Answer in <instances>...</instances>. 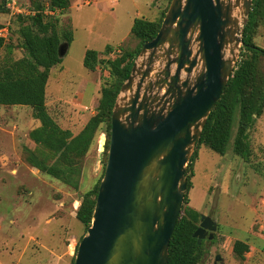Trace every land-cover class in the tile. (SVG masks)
<instances>
[{
	"label": "rangeland",
	"instance_id": "374dc122",
	"mask_svg": "<svg viewBox=\"0 0 264 264\" xmlns=\"http://www.w3.org/2000/svg\"><path fill=\"white\" fill-rule=\"evenodd\" d=\"M34 1L48 2L23 0V5L33 7ZM4 2L0 0V8ZM166 6V0H69L57 26L69 30L72 41L62 62L51 69L45 89L46 107L56 123L69 108L85 117L95 114L108 70L105 64L87 71L85 52L96 51L106 61L120 49H134L138 41L130 33L133 20L157 21ZM23 23L3 5L0 29H7L6 42L12 51L8 54L0 48V62L25 55L18 36ZM253 43L264 50V24L256 30ZM108 46L113 49L110 54L105 52ZM261 66L264 72V61ZM38 126L29 107L0 106V264H72L77 245L86 235L75 213L82 195L102 177L107 143L106 138L100 147L102 136L106 137L102 130L79 163V187L74 190L26 161L25 149L40 150L28 137ZM231 143L224 156L201 146L191 165L194 176L187 192L188 207L211 217L217 227L212 240L202 241L205 254L199 264H214L217 255L224 264H264V114L249 131L252 155L248 161L232 152ZM235 241L249 247L243 261L232 253Z\"/></svg>",
	"mask_w": 264,
	"mask_h": 264
},
{
	"label": "water",
	"instance_id": "95a60500",
	"mask_svg": "<svg viewBox=\"0 0 264 264\" xmlns=\"http://www.w3.org/2000/svg\"><path fill=\"white\" fill-rule=\"evenodd\" d=\"M252 3L170 1L116 97L91 224L73 264H167L186 169L239 62ZM67 47L59 45V58ZM216 229L200 215L193 238L200 245ZM216 263L224 264L219 255Z\"/></svg>",
	"mask_w": 264,
	"mask_h": 264
},
{
	"label": "trees",
	"instance_id": "16d2710c",
	"mask_svg": "<svg viewBox=\"0 0 264 264\" xmlns=\"http://www.w3.org/2000/svg\"><path fill=\"white\" fill-rule=\"evenodd\" d=\"M166 1L167 6L157 21L145 18L133 20L130 33L138 41L134 49H120L115 58L106 61L100 60L96 51L85 52L84 68L94 72L101 65L106 64L109 79L100 90L95 114L75 136L70 131L62 129L48 113L45 94L51 69L62 62L58 56L59 45L65 43L69 46L72 41L69 30H61L57 26V18L68 9L69 0H48L46 3L34 1L33 7H24L23 3L21 4L29 14L14 16L24 22L18 29V36L25 55L19 59L8 57L0 62V106L29 107L32 119L39 123L38 127L29 132L28 137L40 147V150L36 152L25 149L26 161L32 168L67 187L78 189L79 163L101 130L107 138L103 163L105 168L111 112L116 97L120 87L129 77L141 47L158 33L171 0ZM3 5L4 3L0 10L3 9ZM46 11H58V15L49 16L45 14ZM262 24H264V0H253L248 23L244 29L239 62L206 120L186 169V192L170 238L167 264H199L205 254L204 243L198 245L197 240L193 238L200 223V214L188 207L187 197V192L192 188L190 179L194 173L191 165L197 158V150L204 146L213 153L224 156L232 140V152L237 157L243 161L251 158L249 131L253 128L255 120L264 114V72L261 70L264 50L253 43L256 30ZM6 38H0V48H6L8 54H11L12 47L6 42ZM105 52L110 54L113 49L108 46ZM234 128L235 134L232 136ZM101 179L91 190L82 195L75 213L76 219L86 231L91 224ZM248 251L249 247L244 242H234L232 253L240 261L244 260V254Z\"/></svg>",
	"mask_w": 264,
	"mask_h": 264
},
{
	"label": "crops",
	"instance_id": "0c3cea01",
	"mask_svg": "<svg viewBox=\"0 0 264 264\" xmlns=\"http://www.w3.org/2000/svg\"><path fill=\"white\" fill-rule=\"evenodd\" d=\"M50 76H51V72H50ZM86 96H88V95H86ZM83 99H85V98H83ZM86 100H88V98ZM85 108H87V107H85ZM70 110L71 109L69 108L67 111H64L61 114V117L58 119L57 124L62 129L70 131L72 133V135L75 136L82 130V128L84 127V125L86 124V122L89 120L90 117H85V114H82L79 112L75 113L74 111H70Z\"/></svg>",
	"mask_w": 264,
	"mask_h": 264
},
{
	"label": "built area",
	"instance_id": "2783aa9c",
	"mask_svg": "<svg viewBox=\"0 0 264 264\" xmlns=\"http://www.w3.org/2000/svg\"><path fill=\"white\" fill-rule=\"evenodd\" d=\"M23 0H5L4 5L5 8L9 10L12 15H28L29 11L21 6ZM46 15L53 16L58 15V11H46ZM7 37V29L1 28L0 29V38ZM73 252V250H72Z\"/></svg>",
	"mask_w": 264,
	"mask_h": 264
},
{
	"label": "flooded vegetation",
	"instance_id": "af4514ba",
	"mask_svg": "<svg viewBox=\"0 0 264 264\" xmlns=\"http://www.w3.org/2000/svg\"><path fill=\"white\" fill-rule=\"evenodd\" d=\"M206 239H207V237H206Z\"/></svg>",
	"mask_w": 264,
	"mask_h": 264
}]
</instances>
